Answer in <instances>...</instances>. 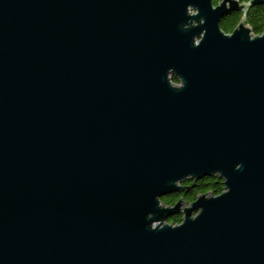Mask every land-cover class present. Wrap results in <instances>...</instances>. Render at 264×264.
<instances>
[{"label":"water","instance_id":"1","mask_svg":"<svg viewBox=\"0 0 264 264\" xmlns=\"http://www.w3.org/2000/svg\"><path fill=\"white\" fill-rule=\"evenodd\" d=\"M213 5L0 0V264H264V0Z\"/></svg>","mask_w":264,"mask_h":264},{"label":"trees","instance_id":"2","mask_svg":"<svg viewBox=\"0 0 264 264\" xmlns=\"http://www.w3.org/2000/svg\"><path fill=\"white\" fill-rule=\"evenodd\" d=\"M240 15H234L228 21H225L221 24V27L224 31H231L233 26L238 22L240 19ZM247 23L251 28L252 32L255 34H259L264 30V6L263 7H255L250 11L247 17ZM173 81L176 80L173 78ZM191 185V184H189ZM223 191V186L221 181L217 177H205L200 179L194 183V186L187 192L182 193L181 196L184 197L186 203H190L192 200L196 198L198 194L201 193H213L215 195L221 193ZM180 195L173 193L171 195L165 196L161 198V202L165 204H174L177 200L180 199ZM180 221L178 216H173L167 219L168 223H177Z\"/></svg>","mask_w":264,"mask_h":264},{"label":"flooded vegetation","instance_id":"3","mask_svg":"<svg viewBox=\"0 0 264 264\" xmlns=\"http://www.w3.org/2000/svg\"><path fill=\"white\" fill-rule=\"evenodd\" d=\"M212 1H213V4H214L213 6H216V4L218 3V0H212ZM245 1H247V0H241V2H245ZM263 6H264V5L256 6V8H257V7H263ZM253 8H255V7L250 8V9L245 13V20H246V24H247L248 26H249V24L247 23V17H248V14L250 13V11H252ZM239 14H241V15H240V19H241V17L243 16V14L240 13V12H238V11H233V12H231L230 14H227L226 16H224V17L222 18V20H221V24H222L223 22L228 21V20H230L231 18H233L234 15H239ZM240 19H239L238 22L233 26V28L231 29V31H232V30L238 25ZM221 28H222V27H221ZM231 31H225V32L229 33V32H231ZM193 183H194L193 181L186 179V180H184L181 184H182L183 186H188L189 184H193ZM189 190H190V189H189ZM189 190H183V191L178 192V193H176V194L181 196L182 193L187 192V191H189ZM180 198H183V200H184V197H183V196H181ZM184 202H186V200H184ZM174 216H178V218H181V215H174Z\"/></svg>","mask_w":264,"mask_h":264},{"label":"bare ground","instance_id":"4","mask_svg":"<svg viewBox=\"0 0 264 264\" xmlns=\"http://www.w3.org/2000/svg\"><path fill=\"white\" fill-rule=\"evenodd\" d=\"M181 220V219H180ZM178 223H180V221L179 222H177V223H173V224H178Z\"/></svg>","mask_w":264,"mask_h":264}]
</instances>
